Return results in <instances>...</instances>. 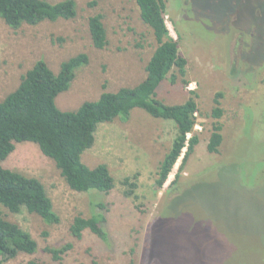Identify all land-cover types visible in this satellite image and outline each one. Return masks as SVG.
I'll return each mask as SVG.
<instances>
[{
  "label": "rangeland",
  "instance_id": "1",
  "mask_svg": "<svg viewBox=\"0 0 264 264\" xmlns=\"http://www.w3.org/2000/svg\"><path fill=\"white\" fill-rule=\"evenodd\" d=\"M74 1L73 18L12 28L0 17V99L36 60L57 72L63 60L79 52L89 60L56 96L61 110H74L103 91L133 86L145 77L157 43L136 2ZM164 1L165 23L187 60V83L179 75L171 83L169 74L156 97L181 103L195 92L198 142L193 151L180 169L184 148L157 187L158 165L176 125L134 108L125 119L100 123L93 145L82 153L89 167H108L114 187L107 193L79 192L68 187L36 144L16 143L4 165L38 178L60 220L49 225L25 209L11 213L0 206L4 218L37 242L35 253H19L1 264H264V0ZM96 14L107 36L101 49L93 46L88 30V18ZM217 92L222 93L220 117L212 115ZM216 122L222 141L217 152H210ZM97 212L105 215L108 241L89 229L78 238L70 233L75 216ZM66 243L72 246L60 259L45 249Z\"/></svg>",
  "mask_w": 264,
  "mask_h": 264
},
{
  "label": "trees",
  "instance_id": "2",
  "mask_svg": "<svg viewBox=\"0 0 264 264\" xmlns=\"http://www.w3.org/2000/svg\"><path fill=\"white\" fill-rule=\"evenodd\" d=\"M134 1L140 18L152 29L157 43L146 63L145 77L140 82L116 91H103L97 99L84 101L74 110H61L56 105V96L69 88L78 69L89 60L87 53L79 52L63 60L57 72L43 59L36 60L21 76L19 84L0 99V206L9 212L18 213L25 209L49 225L60 220L38 178L4 165L15 144L21 141L36 144L43 155L54 161L68 187L79 192L95 189L107 193L114 187L115 180L108 167L104 163L89 167L82 161V153L93 145L100 123L116 117L125 119L134 108L142 109L152 117L172 120L176 125L171 145L158 165L157 187L163 186L183 149L186 151L180 169L193 151L198 142V136L193 132L198 112L195 92L189 91L191 96L181 103L168 104L156 97L157 88L169 74L171 83L176 82L178 75L184 84L187 83L184 80L187 60L180 54L178 42L165 23L166 3L164 0ZM75 14L74 0H0V17L12 28L23 23L34 25L43 20L73 18ZM88 30L95 48L101 49L107 44L100 15L88 18ZM221 95L217 92L213 100L214 117L222 114ZM221 141V125L216 122L207 144L208 151L217 152ZM127 181L125 178L123 182ZM132 191L131 188L125 193ZM96 206L101 208L103 205L97 203ZM104 222L102 212L89 217L77 215L69 231L78 238L85 229H89L106 242L109 236ZM71 246V243H66L60 247L46 246L45 249L53 259H60ZM36 250L37 242L31 234L0 214V264L19 253L33 254ZM27 264L47 263L29 260Z\"/></svg>",
  "mask_w": 264,
  "mask_h": 264
}]
</instances>
